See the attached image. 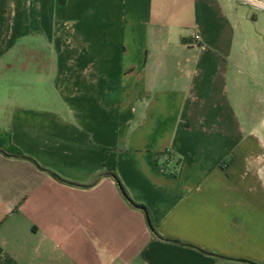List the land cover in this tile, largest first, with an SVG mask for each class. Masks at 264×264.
Instances as JSON below:
<instances>
[{"label": "crops", "instance_id": "0c3cea01", "mask_svg": "<svg viewBox=\"0 0 264 264\" xmlns=\"http://www.w3.org/2000/svg\"><path fill=\"white\" fill-rule=\"evenodd\" d=\"M0 264H264V13L0 0Z\"/></svg>", "mask_w": 264, "mask_h": 264}, {"label": "built area", "instance_id": "2783aa9c", "mask_svg": "<svg viewBox=\"0 0 264 264\" xmlns=\"http://www.w3.org/2000/svg\"><path fill=\"white\" fill-rule=\"evenodd\" d=\"M234 1H236L240 4H243V5H246L252 10L264 13V2L261 0H234ZM200 40H201L200 35L195 34L194 43L197 44ZM159 160L161 163V168L165 171L168 170V165L171 161V159L169 157V152L166 151V152L161 153V155L159 156Z\"/></svg>", "mask_w": 264, "mask_h": 264}, {"label": "trees", "instance_id": "16d2710c", "mask_svg": "<svg viewBox=\"0 0 264 264\" xmlns=\"http://www.w3.org/2000/svg\"><path fill=\"white\" fill-rule=\"evenodd\" d=\"M7 153L10 154V155H13V156H18V157H22L23 156V153L19 149L15 148L12 145L7 149ZM160 155L161 154L158 155V162H159V164L161 166V163H160V160H159V156ZM169 157H170V154H169ZM106 171L108 173L113 174L116 177V179L119 182V184H120V181L118 180L117 174H116V160H115V154L114 153L111 154L110 160H109V162L106 165ZM151 227L153 228L152 224H151Z\"/></svg>", "mask_w": 264, "mask_h": 264}]
</instances>
